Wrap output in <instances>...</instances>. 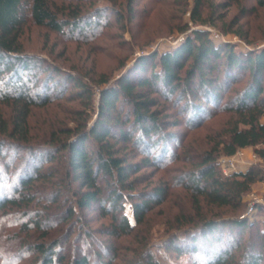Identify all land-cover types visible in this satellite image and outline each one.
Listing matches in <instances>:
<instances>
[{"label": "trees", "instance_id": "trees-1", "mask_svg": "<svg viewBox=\"0 0 264 264\" xmlns=\"http://www.w3.org/2000/svg\"><path fill=\"white\" fill-rule=\"evenodd\" d=\"M191 1L194 28L179 29L190 32L178 47L136 57L112 83L89 77L94 106L89 83L70 71L41 69L20 43L26 20L82 37L95 26L91 12L71 1L57 7L54 0H0V172L8 171L0 182V237L14 248L0 246V264L30 252L34 264H56L72 234L69 224L57 235L64 223L93 209L109 221L104 234L133 237L146 215L172 197L178 204L165 214L167 248L186 252L192 264H238L235 251L248 230L242 264H264V216L254 222L239 216L243 196L264 178V49L237 52L213 42L199 28L206 3ZM254 1L264 7V0ZM238 82L242 87L222 104ZM73 103L76 109L65 110ZM218 114L226 121L213 132L206 122ZM249 147L263 166L224 176L218 159ZM126 199L134 224L124 213ZM36 233L41 237L29 241ZM136 235L129 264H158L143 252L148 234ZM105 250L112 264L118 255ZM70 264L89 263L81 255Z\"/></svg>", "mask_w": 264, "mask_h": 264}, {"label": "rangeland", "instance_id": "rangeland-1", "mask_svg": "<svg viewBox=\"0 0 264 264\" xmlns=\"http://www.w3.org/2000/svg\"><path fill=\"white\" fill-rule=\"evenodd\" d=\"M54 1L57 7H61L63 3L66 4L68 1H71L72 5L82 6L86 12H91L89 18L95 22V26L89 29L86 34H82L83 38L77 35L70 37L57 35L26 20L20 37L23 51L38 58L37 63L41 69L54 67L61 71H70L83 79L85 83H89L93 87L94 106L97 90L94 84L89 82V77L95 81L104 78L112 83L126 72L136 57L142 54L150 55L155 52L162 53L172 50L178 47L190 32L188 30L183 33L179 29L186 24L191 29L194 28L190 22L191 0ZM129 1H132V7H129ZM204 3L207 7L202 10V19L205 21V25L199 26V28L208 32L213 42L229 44L237 52L264 49V7L257 6L254 0H204ZM146 64L148 69L150 60ZM148 72L149 69L145 75ZM241 87L242 84L238 82L232 86V90L222 94V104L234 90ZM66 88L70 92L71 84L66 85ZM63 106L65 110L76 109L77 104H65ZM210 111H214V108L211 107ZM37 114L40 112L36 111V116ZM225 121L226 117L218 114L206 122V126L215 132L223 126ZM262 121H264V116ZM201 133L198 131L193 136L195 140L202 137ZM182 141L189 142V136ZM239 151L242 159L234 167L237 172H245L251 166L259 168L263 166L262 160L254 153V148L249 147ZM5 172L1 168L0 182ZM157 177L158 175L154 179ZM144 186L145 184L138 185V190L143 189ZM177 191L175 190V192ZM254 201H256L255 210L249 220L250 222L261 220V217L264 216V210L260 213L257 209L258 206L264 209V178L262 181L254 183L248 193L243 196V208L239 212L240 217L247 212L249 205ZM131 203V200L126 199L123 203V209L130 223L134 224ZM176 204H178L177 198L172 197L170 203L157 207L146 215L144 220L146 224L135 227L136 234H148L150 244L146 249H143V252L148 251L158 264L193 263V259L188 256L189 254L182 251L177 253L171 248H167L165 244L169 235L163 224L167 220L165 214L175 213L177 210L174 205ZM83 216L82 220L72 218L64 223L60 231L61 234H57H64L68 225L71 224L72 234L56 255V264H70L74 258L81 255L87 256L89 264H106L107 260L112 257L111 253H106V246H110L115 250V255H118V258L112 260V264H129L128 258L132 257L131 249L137 246L135 241L141 236L133 234V237L131 235L118 239L111 238L104 234L109 223L107 218H100L95 209L83 212ZM3 226L0 222V230L3 229ZM260 228L264 229V224H260ZM256 232V229L252 228L251 243L255 242ZM40 237V234L36 233L29 238V241L38 240ZM241 240L243 244L235 251L238 264L243 263L248 230H245ZM0 246L6 251L14 249L9 248L11 243L6 242L1 237ZM260 251L264 256V248ZM34 259L35 256L30 252L19 258L9 259L7 262L34 264ZM0 263H2L1 258Z\"/></svg>", "mask_w": 264, "mask_h": 264}, {"label": "built area", "instance_id": "built-area-1", "mask_svg": "<svg viewBox=\"0 0 264 264\" xmlns=\"http://www.w3.org/2000/svg\"><path fill=\"white\" fill-rule=\"evenodd\" d=\"M240 159H242V158H241V152L239 150L233 156L220 157L217 162H218V165H219V168H220L222 174L224 176H227L233 172H237L234 167L237 166ZM255 204H256V201L251 202L247 212L243 216H241L240 219L250 220L254 214Z\"/></svg>", "mask_w": 264, "mask_h": 264}]
</instances>
